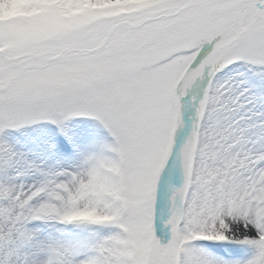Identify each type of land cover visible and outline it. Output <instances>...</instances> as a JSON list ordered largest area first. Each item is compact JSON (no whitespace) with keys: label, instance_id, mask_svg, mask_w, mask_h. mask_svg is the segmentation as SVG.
<instances>
[{"label":"snow or ice","instance_id":"obj_1","mask_svg":"<svg viewBox=\"0 0 264 264\" xmlns=\"http://www.w3.org/2000/svg\"><path fill=\"white\" fill-rule=\"evenodd\" d=\"M0 264H264V0H0Z\"/></svg>","mask_w":264,"mask_h":264}]
</instances>
